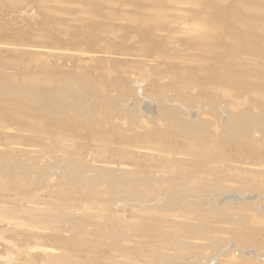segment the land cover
<instances>
[{"label":"bare ground","instance_id":"6f19581e","mask_svg":"<svg viewBox=\"0 0 264 264\" xmlns=\"http://www.w3.org/2000/svg\"><path fill=\"white\" fill-rule=\"evenodd\" d=\"M23 1L0 0V10ZM54 1L84 24L83 38L68 35L52 48L54 38L31 35L30 25L14 27L6 41L13 26L0 18V62L27 65L21 52L39 60L28 63L30 75L0 77V264H207L205 250L214 247L223 248L214 264H264V104L247 97L259 95L248 89L263 73L236 59L251 54L264 66V0ZM121 33L126 49L114 45ZM175 35L179 49L168 51ZM27 38L36 46L20 44ZM183 52L180 68H150ZM135 82L154 101L190 104L195 96L215 107L219 95L225 119L195 111L201 120L184 122L180 111L179 119L174 109L165 113L163 100L171 118L134 117L121 106L136 104ZM246 124L257 139L243 136ZM233 189L247 203L208 204V194Z\"/></svg>","mask_w":264,"mask_h":264},{"label":"rangeland","instance_id":"374dc122","mask_svg":"<svg viewBox=\"0 0 264 264\" xmlns=\"http://www.w3.org/2000/svg\"><path fill=\"white\" fill-rule=\"evenodd\" d=\"M45 1H49V2H51L52 1V3H54V5L56 4V1H54V0H24L23 1V7L22 8H20L19 10H16V11H13V12H5V11H2V10H0L1 12H0V18L2 19V17H3V21L4 22H6V24L7 25H9V26H13V27H11L12 29L11 30H9L8 32H6V33H4L1 37H2V39L4 38V36H5V40L7 41L8 39H6V38H8L9 36H8V33H10V32H14L13 30L14 29H18V30H20L21 29V27H22V30L21 31H23V32H25V31H28L29 29H31V26H33L32 27V29L31 30H33V31H31L32 32V34L31 35H33V33L34 32H36V33H38L37 31H39V30H41V32L42 33H47V35H49V37L51 38V39H53L54 38V43L53 44H51V45H49L48 47H52V48H58V47H61L65 42H66V40H67V38H68V35H76V36H78L79 38H83L84 37V35H85V33L87 32V29H85L84 27H82V26H80V25H84V24H82L81 22L79 23V21H77L76 19H73L71 16H72V14H71V10H66V9H64L61 5H53L52 3H50V4H48V5H46V6H43L42 4H43V2H45ZM52 4V5H51ZM58 6H60V7H62L63 9H59V8H57ZM62 10H65V11H62ZM3 12V13H2ZM15 12V13H14ZM22 12V13H21ZM10 13V14H9ZM13 14V15H12ZM21 14V15H20ZM21 16H23V18L21 17ZM26 16H29V17H26ZM22 18V19H20V18ZM31 18V19H30ZM20 21V22H18V21ZM27 20V21H26ZM23 21V22H22ZM77 21V22H76ZM9 22V23H8ZM18 22V23H17ZM180 22V21H179ZM178 22V23H179ZM27 23V24H26ZM14 24V25H13ZM19 24V25H18ZM35 24H36V26H35ZM19 26V28H18V26ZM29 25V26H28ZM31 25V26H30ZM15 27V28H14ZM24 27V28H23ZM14 28V29H13ZM37 28H39V29H37ZM35 29H37L36 31H35ZM48 29H49V31H48ZM229 30V29H228ZM45 31V32H44ZM48 31V32H47ZM52 31H53V33H52ZM230 31V30H229ZM40 31H39V33H41ZM99 33V32H98ZM229 33V32H228ZM227 30L223 27V28H221L220 29V31H219V33H218V38L219 39H221V40H223V39H225L226 38V36H227ZM11 34V33H10ZM100 34V33H99ZM121 35V36H120ZM7 36V37H6ZM54 36V37H53ZM126 35H124V34H118V35H116V37H117V41L116 42H120V41H122V42H120L119 44L117 43L116 44V42H115V44L114 45H117L119 48L121 47V49H126L127 48V46L125 45L126 43H128L129 41H130V38L128 37V36H126ZM176 36L177 35H175L174 37L176 38ZM10 37H11V35H10ZM9 37V38H10ZM106 36L104 35V38H105ZM121 37H125V39L124 38H120ZM129 38V39H127L126 40V38ZM112 37H110L109 39H111ZM107 39V38H106ZM105 39V40H106ZM4 40V41H5ZM26 40H28V43L30 42V43H33V44H30L29 43V45L31 46H34L37 42H36V40H34L33 38H27V39H21L20 40V42H17V44L19 45V43L20 44H22L23 42H25ZM104 39H102V41H103ZM103 41L104 43L105 42H109V40L107 39V41ZM123 40L125 41V42H123ZM178 39L176 38V40H174V41H171L169 44H168V46H167V50L168 51H177L178 49H179V44L176 42ZM2 41V40H1ZM2 42V43H7V42ZM23 41V42H22ZM101 41V44H102V47H103V42ZM111 41H113V39L111 40ZM115 41V40H114ZM16 44V45H17ZM106 44V43H105ZM104 44V45H105ZM123 44H124V46H123ZM132 44V43H131ZM28 44H24V45H22V46H27ZM121 45V46H120ZM133 45V44H132ZM36 46V45H35ZM126 46V47H125ZM128 46H130L129 44H128ZM125 47V48H124ZM97 48L98 49H101V45H98L97 46ZM121 49H120V51H121ZM262 49V48H261ZM260 49V50H261ZM262 50H264V49H262ZM123 51V50H122ZM264 52V51H263ZM261 53V54H263L264 55V53ZM26 52H21V53H18V54H21V57H23L24 59L23 60H25V59H27L28 61H30V62H28V63H30L29 64V66L30 65H34L33 67H36L37 66V63L39 62V60H38V57H36V56H34V57H36L37 59L35 60V58L34 57H32V56H29V57H24V56H26V54H29V53H26ZM186 53H189V52H183L179 57H177V58H175L174 60H172V61H167V62H164V63H158L157 65H153V66H157L156 68L155 67H153V66H151L150 68L152 69V70H154L155 72H156V74L158 75L160 72H165V71H167L168 70V68L169 69H176V68H180V67H182V63H181V58L183 57V56H185V54ZM3 55H5V54H3ZM3 55H1V57L3 56ZM10 55V54H9ZM7 55H5V56H3L2 58H1V61H3L2 59H4V57H6ZM10 56H12V55H10ZM9 56V57H10ZM14 56V55H13ZM28 56V55H27ZM247 56V57H246ZM246 56H244V57H242V58H236V59H239V60H237L238 62L237 63H239V64H241V62L244 64V65H247V66H249L248 68H250L252 65V67L251 68H254L252 71H256L257 72V74H261V73H263V78H258V77H260V76H258L257 77V75L256 74H254V75H256V76H252V78H253V80H254V82L256 81V79L259 81V82H262V84L261 85H263V86H261L260 87V85L258 86V81H256L255 82V84H257V88H252V87H249V89H248V92H249V94H251L252 92L251 91H254L253 92V94H255V92H256V90H257V93L259 92V95L261 94V93H263V92H261V91H264L263 89H264V71L263 72H260L261 70H259V69H257V68H263L264 66H262L260 63H257V60H256V58L252 55L251 56V54H249V55H246ZM8 57V56H7ZM31 57V58H30ZM246 57V58H245ZM251 57H253V58H255L254 60H253V58H251ZM30 58V59H29ZM34 58V59H33ZM251 58V59H250ZM247 59V60H246ZM4 60H6V59H4ZM27 60H25V61H27ZM33 62H32V61ZM8 61V60H7ZM7 61H5L6 62V64H5V62L4 63H2V62H0V64H3V66L2 67H0V74H1V76L0 77H2L3 76V74L2 73H4V75L6 74V76H4V78L5 79H9L10 77H14L15 75H18V76H21V74H23L22 76H25V74H29L30 75V73H28L29 71H33V69H31L29 66V71L26 69V67H27V65H28V63L27 62H25V64L27 63V65H23L22 64V66L20 67L19 65V67H17V68H15L16 67V65H13L14 66V68H11V67H13V66H11L12 65V63H11V65L9 66L8 65V62ZM58 61H60V62H62V59H59ZM250 61V62H249ZM256 61V62H255ZM250 64H249V63ZM10 63V62H9ZM32 63V64H31ZM257 63V64H256ZM7 66H5V65ZM242 64V65H243ZM67 65H69V63H68V61H67ZM260 65H261V67H260ZM9 66V67H8ZM25 66V67H24ZM258 66V67H257ZM24 67V68H23ZM32 67V68H33ZM153 67V68H152ZM244 67H246V66H244ZM2 68V69H1ZM159 70H158V69ZM220 68V67H219ZM251 68H250V70H251ZM5 69V70H4ZM5 71V72H3V71ZM157 70V71H156ZM28 71V72H27ZM160 71V72H159ZM237 72H238V70H237ZM236 72V70H233V71H231L230 73H235L234 74V78H232V76H230V78H232V80L234 79L235 80V77H237V75L236 74H238ZM255 72V73H256ZM10 76L9 78H7L8 76ZM233 75V74H232ZM236 75V76H235ZM262 75V74H261ZM128 76H137V75H135V74H129ZM255 77H257V78H255ZM3 78V77H2ZM3 78V79H4ZM229 78V79H230ZM3 79H0V80H3ZM228 79V78H227ZM260 79V80H259ZM225 80H226V78H225ZM167 80L165 79V80H163L162 79V83H164V82H166ZM228 81H230V80H228ZM231 82V81H230ZM233 83H235V81H233ZM141 84V85H140ZM229 84V83H228ZM143 85H145L144 83H141V82H135V85H134V83H132L131 84V87H132V89H133V87H134V89H133V91H135V93H137V97H136V101L134 100V102L136 103V104H134L133 103V101H132V103L134 104V105H136V106H132L133 104H131V102H127V104H122V106L121 107H123V108H125V107H127L126 109L128 110L129 108V110H132L133 111V115H136V116H134V117H141V115L143 116V118H146V121H149V119H148V117L149 116H154L155 114H157V112L159 113V111H160V113L161 112H163L164 111V109L165 108H162V106L164 105V106H167L168 108H166V112L165 113H167V115H170L171 114V112H170V110H172V111H174V110H176V111H174V112H172L173 114L172 115H177L178 113H179V111L181 112V113H179V115L181 116V118H180V116L179 115H177V119H179V120H181V121H183V119H184V122H185V120H186V122H190V121H192V119H193V121H199V120H201V119H207V117L209 116V117H212V118H210V119H214L215 117L214 116H216L217 118H219V121H221V120H224L225 119V116H226V108L224 109V110H221L223 107H225V103H227V102H225V103H219V100L222 102L223 101V98H221L220 99V97H219V100H218V96H214V95H212L214 98L213 99H216L218 102H215V103H217V104H215V107L213 106V107H209V103L207 102V100L205 101V103H204V97L203 98H199L202 102H200V103H198L199 101H197V103L198 104H201V105H199L198 106V104L197 103H195V101L193 100L194 99V97L195 96H193L192 97V102H190V104H187V102L186 101H181V100H178V99H176V100H174V101H172V102H170L171 103V105H170V103H168V98L167 99H165L166 97H164L162 100L160 99V101L159 100H156V101H154V100H149V99H146L143 95H141V91H140V89H142V87H144ZM231 85V84H230ZM180 88V87H179ZM179 88H176L178 91H180L181 92V88L179 89ZM245 88V87H244ZM243 88V89H244ZM246 88H248V87H246ZM260 88H263V89H261V91H260ZM228 89V88H227ZM240 89H242V86H241V88ZM239 89V91L237 92V93H239L240 94V92H242L241 90ZM176 90V91H177ZM231 90V89H230ZM259 90V91H258ZM216 91H218V90H216ZM244 91L246 92V89H244ZM243 91V93L245 94V92ZM247 92V93H248ZM243 93H241L242 94V97H243ZM246 93V94H247ZM190 94V93H189ZM264 94V93H263ZM186 95H188V93L186 94ZM192 95H194V93H191L190 94V96H192ZM248 95V94H247ZM246 95V96H247ZM252 95V94H251ZM251 95L250 96H247V97H250V99H254V98H259V99H262L261 100V102L263 101V104H264V95H258L257 97H254L253 95V98L251 97ZM189 96V97H190ZM222 96V95H221ZM263 96V97H262ZM261 97V98H260ZM197 97H196V100L198 99ZM206 98V97H205ZM203 99V100H202ZM161 101H162V103H164V101H166V103L165 104H163L162 105V103H161ZM171 101V100H170ZM194 101V102H193ZM158 102H160V106H159V103ZM174 102V103H173ZM185 102H186V104H185ZM184 103V104H183ZM195 103V105H193ZM167 104H169V106L167 105ZM192 104V105H191ZM203 104V105H202ZM205 104H208V107L210 108V111L208 110V107H207V105H205ZM218 104H220V105H218ZM223 104V105H222ZM157 105V106H156ZM185 107H184V106ZM188 105H191V106H194V107H196L197 109L195 110V108L193 107V110L191 111L190 110V107L191 106H188ZM204 105L207 107H204ZM222 105V107L220 108V106ZM130 106V107H129ZM133 108H132V107ZM154 106H156V107H154ZM161 107L160 109L159 108H157V107ZM163 106V107H164ZM171 106V107H170ZM198 106V107H197ZM204 107V109H202V108H200V107ZM217 106V107H216ZM129 107V108H128ZM189 107V108H188ZM219 107V108H218ZM192 108V107H191ZM202 109V110H200V109ZM214 108V110H212V109ZM157 109H158V111H157ZM163 109V110H162ZM174 109V110H173ZM200 111H199V110ZM205 109L206 110H208V111H206L205 112ZM216 109H218L217 111L219 112L218 114H215V113H217V111H215ZM124 110V109H123ZM127 110H124L125 112L127 111ZM178 110V111H177ZM211 110L213 111V112H211ZM135 111V112H134ZM196 111V112H195ZM203 111V112H202ZM223 111H225V112H223ZM255 111V110H254ZM168 112H170V113H168ZM193 112V113H192ZM197 114L198 112V116H200L199 114L201 113H203V115H201V116H203L201 119L200 118H197V115H195V113ZM205 112V113H204ZM210 114H209V113ZM256 112V111H255ZM136 113V114H135ZM159 113V114H160ZM208 113V115H207V117H205V115ZM212 113H214V114H212ZM254 113V112H253ZM257 114L259 113V112H256ZM141 114V115H140ZM192 114H194L195 116H193L192 117ZM212 114V115H211ZM220 114V115H219ZM257 114H255V116H257V118L254 116V118L255 119H260V117H259V115H260V113L257 115ZM162 115H164V116H162ZM162 115H160V117L163 119V117H164V119L163 120H166V119H169V118H171V117H166V115L164 114V112L162 113ZM190 115H191V117H190ZM171 116V115H170ZM179 117V118H178ZM205 117V118H204ZM208 117V118H209ZM214 117V118H213ZM160 118V119H161ZM166 118V119H165ZM189 118H191V120L189 119ZM196 118V119H195ZM216 118V119H217ZM251 118H252V116H251ZM161 119V120H162ZM195 119V120H194ZM221 119V120H220ZM208 120V119H207ZM218 120V119H217ZM143 122H145V120H143ZM200 122H202V121H200ZM146 123V122H145ZM238 122L237 123H235V122H233L232 123V130H234L233 128L235 127H238ZM247 125V124H246ZM249 125V124H248ZM247 125V126H248ZM122 128H125V126H126V124L125 123H123L122 125ZM234 126V127H233ZM240 127V126H239ZM251 126L249 125V127H247L245 130H244V133H243V131H241L242 133H243V136H245V135H249L250 136V138H252L253 137V139H257V137H255V135L254 134H250L249 133V129L248 128H250ZM252 128V129H251ZM250 128V130H253V127H251ZM236 129H238V128H236ZM247 129H248V134L246 133L247 132ZM252 133V132H251ZM245 134V135H244ZM253 135V136H252ZM23 160V159H22ZM22 160L20 161V160H18L17 162L19 163V161L20 162H22ZM57 174H59V172H60V170H56L55 171ZM63 173V174H62ZM61 174L62 175H64V171H62L61 172ZM90 176V173H88L87 175H86V177H89ZM233 191L234 192H228V193H225V194H217V195H213V194H208L207 195V197H206V199H207V201L208 200H211V202H209L208 201V204L209 205H217L219 202H221V204H223L225 207L227 206V205H229V206H233L235 203H239V199H241L242 200V203H247V201L245 200V199H247L248 197H249V195H247V194H244L243 192L242 193H240V192H238L237 190H235V189H233ZM230 195H232V196H230ZM211 203V204H210ZM117 208H119V207H115V209H117ZM111 245V244H110ZM223 248H216V247H214V248H206V250H205V253H204V257L205 258H207V259H209V262L210 263H208L207 262V264H214V262L215 261H218L219 260V258H220V254H221V250H222ZM99 252L101 253H103V250H99ZM3 254H1L2 256H4V255H6V253L5 252H2ZM104 253H107V254H105L107 257L109 256V255H111V253L109 252V250H105L104 251ZM186 259H188V258H186Z\"/></svg>","mask_w":264,"mask_h":264}]
</instances>
